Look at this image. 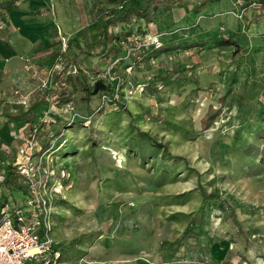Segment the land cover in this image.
I'll return each mask as SVG.
<instances>
[{
	"label": "rangeland",
	"instance_id": "1",
	"mask_svg": "<svg viewBox=\"0 0 264 264\" xmlns=\"http://www.w3.org/2000/svg\"><path fill=\"white\" fill-rule=\"evenodd\" d=\"M147 1L0 0V205L24 163L61 264H264V0L156 6L103 39ZM78 67L114 100H82Z\"/></svg>",
	"mask_w": 264,
	"mask_h": 264
},
{
	"label": "built area",
	"instance_id": "2",
	"mask_svg": "<svg viewBox=\"0 0 264 264\" xmlns=\"http://www.w3.org/2000/svg\"><path fill=\"white\" fill-rule=\"evenodd\" d=\"M109 73L107 69L104 76L109 77ZM114 90L116 95L115 87ZM24 152L21 148L20 154ZM19 176L30 188L24 200L11 210L6 204L0 206V264H61L60 253L49 234L47 200L38 190L39 185L36 186L38 180L34 179V171L22 163ZM5 177V173L0 172V184Z\"/></svg>",
	"mask_w": 264,
	"mask_h": 264
},
{
	"label": "trees",
	"instance_id": "3",
	"mask_svg": "<svg viewBox=\"0 0 264 264\" xmlns=\"http://www.w3.org/2000/svg\"><path fill=\"white\" fill-rule=\"evenodd\" d=\"M209 1L215 2L218 0H209ZM183 4H184L183 0H148L147 4L143 8H141V7H129L128 9H126L124 11L122 16H118L115 18H111L108 16L107 21L102 24V37H103V39L106 38L107 27L110 23L114 22L115 20L127 22L132 17H136V18L143 20L145 23H148L150 21V15H151L154 7H156V6L171 7L173 5L182 6ZM139 31L143 35L144 31H141V29H139ZM73 43L77 46V48H79V49L81 48L80 45H77V42L74 39L68 40L66 47L69 48L71 46V44H73ZM119 51H120V47L118 45L112 44L110 47H108L106 49L103 48L101 51H97L93 55L97 56L98 58L102 59L103 61H106L108 58L114 59L115 56L119 53ZM87 55H90V54H87ZM76 70H77L76 73L69 71L67 76H66V79H69V78L76 79L77 84L79 86V89L83 93V95L81 97L82 100L89 101L93 95H96L100 92H103L109 98V100H112V101L114 100L115 90H114V86L112 83L107 82L103 77L95 78L92 82H90L86 79L85 73L82 69H80L78 67ZM55 71L54 72L51 71L50 77L53 76L54 78H57L62 73V71H59L57 73ZM94 75H99V71H96ZM50 90H51L50 85H47L46 88L44 89V92L42 93V95L36 97V99L34 100L35 102L32 105V108L36 107L39 104H43V103L48 104L47 103V102H49L48 94H49ZM58 94H56L55 96L53 95L54 96L53 101H65L68 99V97H67L68 93L65 90L59 91ZM57 96H59L58 99H57ZM206 118L207 117H204L202 120V124H203L204 128L206 127V122H205ZM33 122H35V121L33 120L31 123L33 124ZM31 123H30V125H31ZM141 135H144V134H141ZM134 140H135V136L131 137L130 138V141H131L130 144H134ZM9 168H11V165L8 163V166L6 168L7 173H6V177H5L6 182L9 181L10 174H11L9 171Z\"/></svg>",
	"mask_w": 264,
	"mask_h": 264
}]
</instances>
